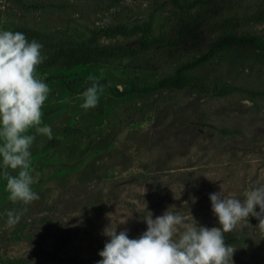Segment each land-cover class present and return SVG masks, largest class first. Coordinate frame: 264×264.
Returning <instances> with one entry per match:
<instances>
[{"label": "rangeland", "instance_id": "obj_1", "mask_svg": "<svg viewBox=\"0 0 264 264\" xmlns=\"http://www.w3.org/2000/svg\"><path fill=\"white\" fill-rule=\"evenodd\" d=\"M17 28L45 35L54 52L86 41L115 51L37 67L69 87L48 84L41 109L53 136L31 148L39 199L12 202L0 180V264H96L104 230H145V202L153 218L174 206L219 227L210 193L243 199L264 185V50L250 45L264 47V0H0V29ZM179 35L185 45L167 44ZM230 40L241 42L219 47ZM41 52L43 63L55 54ZM93 82L99 101L85 109ZM8 210L22 212L13 227ZM224 237L233 264H264V219L250 215Z\"/></svg>", "mask_w": 264, "mask_h": 264}, {"label": "clouds", "instance_id": "obj_2", "mask_svg": "<svg viewBox=\"0 0 264 264\" xmlns=\"http://www.w3.org/2000/svg\"><path fill=\"white\" fill-rule=\"evenodd\" d=\"M42 47L23 32L0 29V180L8 199L25 205L39 199L32 189L38 182L31 168L32 145L37 135L53 136L41 111L51 89L36 74L45 59ZM98 93L93 82L82 94V107L94 108ZM208 198L219 227L198 226L192 217L189 223L174 206L153 218L145 202V230L136 238H130L127 229L117 231V225L104 230L107 240L96 264H228L229 260L233 264L235 248L225 243L224 233L250 215L264 219V185L250 187L243 199L224 196L221 191L210 193ZM21 215L8 210L6 224L15 226Z\"/></svg>", "mask_w": 264, "mask_h": 264}, {"label": "trees", "instance_id": "obj_3", "mask_svg": "<svg viewBox=\"0 0 264 264\" xmlns=\"http://www.w3.org/2000/svg\"><path fill=\"white\" fill-rule=\"evenodd\" d=\"M15 31L23 32L26 38L29 40H32V39L37 40L43 45L42 49H47L50 52V54L55 53L54 55H51V57L46 62L38 65L37 67L39 68H49L51 66H54L62 58H63V61L61 63H63L64 67H74L77 65L86 66V65L93 63L96 58L102 57V56H110L115 51V50L113 51L112 50L111 51L102 50L99 47L93 46L91 42L86 41V42L80 43L73 47L68 46L67 48H60L59 51L54 52V50L58 49V47L54 46L53 42L49 41L45 35L38 33V32L31 31V30L23 29V28H17ZM185 35H189V33L187 32ZM182 37L183 36L179 35L175 39L171 38L168 40L167 44H170L174 47H181L182 45H185L187 43V41L186 43L184 42ZM239 42L241 41L230 40L229 42H221L219 47L221 48V47L226 46V43H228L229 45H234ZM242 42L245 43L244 41ZM157 44H158V41H152V42L145 41L139 44L138 46L143 49H151V48H154L155 45ZM250 45H252L258 50H264L263 46H258L252 43ZM129 50H130L129 48L120 49V51L122 52H127ZM147 70L155 71V69H151V68H148ZM45 82L47 84L59 82L61 84L68 86L67 81L62 76H50L45 80ZM182 82L183 81H181V83ZM102 84L108 86L107 82H102Z\"/></svg>", "mask_w": 264, "mask_h": 264}]
</instances>
